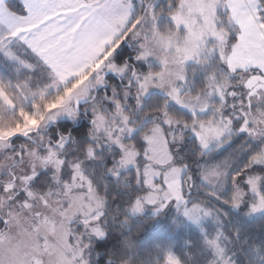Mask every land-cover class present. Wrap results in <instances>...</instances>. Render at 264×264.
Returning a JSON list of instances; mask_svg holds the SVG:
<instances>
[{
    "label": "snow or ice",
    "instance_id": "6c2138e0",
    "mask_svg": "<svg viewBox=\"0 0 264 264\" xmlns=\"http://www.w3.org/2000/svg\"><path fill=\"white\" fill-rule=\"evenodd\" d=\"M0 264H264V0H0Z\"/></svg>",
    "mask_w": 264,
    "mask_h": 264
}]
</instances>
